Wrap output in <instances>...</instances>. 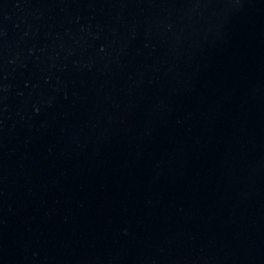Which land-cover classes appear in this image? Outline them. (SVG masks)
<instances>
[{
	"label": "water",
	"instance_id": "95a60500",
	"mask_svg": "<svg viewBox=\"0 0 264 264\" xmlns=\"http://www.w3.org/2000/svg\"><path fill=\"white\" fill-rule=\"evenodd\" d=\"M0 264H264V0H0Z\"/></svg>",
	"mask_w": 264,
	"mask_h": 264
}]
</instances>
